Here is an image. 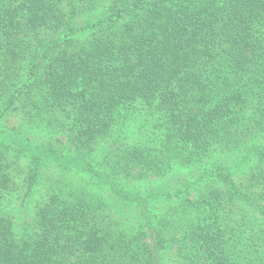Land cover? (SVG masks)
<instances>
[{
	"label": "trees",
	"instance_id": "16d2710c",
	"mask_svg": "<svg viewBox=\"0 0 264 264\" xmlns=\"http://www.w3.org/2000/svg\"><path fill=\"white\" fill-rule=\"evenodd\" d=\"M0 264H264V0H0Z\"/></svg>",
	"mask_w": 264,
	"mask_h": 264
},
{
	"label": "rangeland",
	"instance_id": "374dc122",
	"mask_svg": "<svg viewBox=\"0 0 264 264\" xmlns=\"http://www.w3.org/2000/svg\"><path fill=\"white\" fill-rule=\"evenodd\" d=\"M7 125H17V122H14V120H9V122H7ZM23 163H27V161L25 160V158H23ZM43 167L45 165V168H43L44 171V178L40 180L39 184H37L35 186L36 191H50L53 188L49 187L47 185V181H46V177H49V179H53L54 181H56L59 177H61L62 179L60 180V182L58 181V183H65V185L67 187H74L75 185H82L85 183V178L82 177L81 175L75 173V172H71V171H65L64 169H60L57 165L58 163H51V162H44L42 163ZM42 176V174H41ZM17 201H20L19 199H16ZM18 203H17V207L18 208ZM20 215V213H19Z\"/></svg>",
	"mask_w": 264,
	"mask_h": 264
}]
</instances>
